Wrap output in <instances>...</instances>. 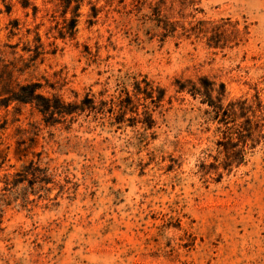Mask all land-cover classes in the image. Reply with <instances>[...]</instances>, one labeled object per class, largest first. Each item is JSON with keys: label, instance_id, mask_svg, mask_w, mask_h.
<instances>
[{"label": "rangeland", "instance_id": "374dc122", "mask_svg": "<svg viewBox=\"0 0 264 264\" xmlns=\"http://www.w3.org/2000/svg\"><path fill=\"white\" fill-rule=\"evenodd\" d=\"M4 2L0 49L27 66L19 82L67 103L131 91L134 76L166 94L151 128L143 105L121 122L107 110L47 122L33 104L0 109V191L13 182L0 264H264V0H84L74 37L59 0ZM156 6L175 27L163 39L143 23ZM200 77L224 83V105L245 100L263 116L259 131L241 117L227 124L241 139L224 133L200 97L176 91Z\"/></svg>", "mask_w": 264, "mask_h": 264}, {"label": "trees", "instance_id": "16d2710c", "mask_svg": "<svg viewBox=\"0 0 264 264\" xmlns=\"http://www.w3.org/2000/svg\"><path fill=\"white\" fill-rule=\"evenodd\" d=\"M3 2L5 0H2ZM84 0H59L63 7V14L65 15L69 10L72 12V16L68 19L66 25V31L69 33L70 37H74L77 32V24L79 17V9ZM123 0H120L122 2ZM23 7H28L30 5V0H20ZM90 3V2H89ZM6 13L11 12V5L4 2ZM34 10L36 9L35 6ZM99 9L96 8L94 4L91 5V13L89 15V23H94L93 18L98 15ZM147 21L155 22L156 27H161L163 29L162 39L165 38L170 33L175 31V27L160 14L158 6L155 7L152 16L145 18L143 22L144 25ZM15 27V24L12 26ZM151 28L147 29L150 32ZM39 41V39H38ZM9 47L14 48V45H9ZM25 51H30L26 48ZM14 53V52H13ZM41 51V44L36 45L33 50V55L30 60H36ZM3 51L0 49V109L7 108L13 102L22 104H33L36 108L43 114L45 121L54 118L56 115L65 117L73 113L82 112L85 110L93 112H105L109 111L111 114H116L115 116H121L122 119L118 122L124 121V116L128 111L136 112L138 105H143L145 108L143 111L144 120L141 121L146 128H151L154 124L152 118L154 107H162V102L165 98L166 91L164 88L156 85L153 81L149 80L147 76H142L138 79L136 76L133 77L132 90H128L123 87L120 90L118 96L109 97L108 99H102L99 103H96L93 97H86L80 103H67L61 99L60 96L52 94V96L45 95L41 92L44 87L40 81H26L19 82L18 77L15 76L16 73L21 74L26 67L16 66L12 62H5L2 58ZM177 92H188L194 98L200 97L202 103H206L211 107L209 114H212V119L217 120L219 123L226 125L224 133H232L231 130H235L239 139L243 137L242 130L239 128L240 125L228 126L227 124L232 121L236 122L241 117H244L246 122H248V127L244 128L253 136L256 131H259L260 122L263 120V116L256 114V111L252 106L246 105V101H230L227 105H224V99L226 98V88L223 82H215L214 80H209L206 77H200L197 81L191 79L176 80ZM170 102V101H169ZM254 118V121L252 120ZM254 122V126H252ZM259 127V128H258ZM5 128V122L0 121V132ZM234 128V129H233ZM258 128V129H257ZM229 142L232 141V136H229ZM237 145V144H236ZM232 144L228 149L236 146ZM246 141L244 142V146ZM240 155V156H239ZM243 155V149H239L236 152L228 154L225 159V167H229L233 163V156L240 159ZM21 173H17L20 175ZM4 186L0 191V220L4 213V207L8 205L7 202V192L10 190L13 182H10L8 177L5 178Z\"/></svg>", "mask_w": 264, "mask_h": 264}]
</instances>
